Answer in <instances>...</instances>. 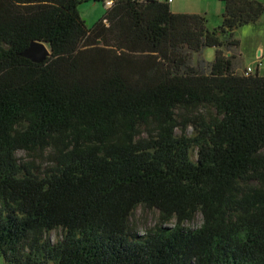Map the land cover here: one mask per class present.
Listing matches in <instances>:
<instances>
[{
  "label": "trees",
  "instance_id": "16d2710c",
  "mask_svg": "<svg viewBox=\"0 0 264 264\" xmlns=\"http://www.w3.org/2000/svg\"><path fill=\"white\" fill-rule=\"evenodd\" d=\"M86 1L0 0V264H264V74L234 51L264 3L221 0L210 28L173 0H112L88 25ZM139 206L160 213L145 234Z\"/></svg>",
  "mask_w": 264,
  "mask_h": 264
},
{
  "label": "rangeland",
  "instance_id": "374dc122",
  "mask_svg": "<svg viewBox=\"0 0 264 264\" xmlns=\"http://www.w3.org/2000/svg\"><path fill=\"white\" fill-rule=\"evenodd\" d=\"M264 3V0H260ZM108 0H89L82 3L79 6V10L86 20L88 25H92L97 19H99L105 12L107 8ZM174 8L180 7L182 11H194L198 9L199 11H207L208 25L210 28L217 27L222 22V14L218 12L221 6L225 8V4L221 0H175L171 3ZM261 23L258 25L257 32H250L249 28L255 26L254 23L246 24L242 29L236 32V36L241 39L240 47H236L234 51L238 54L235 62L238 69L236 71L243 74L248 66H254L255 62L262 61L264 63V15L260 19ZM261 45L263 48V53L257 55L255 49L257 45ZM241 52V53H240ZM205 58L206 60L212 61L215 58V48L205 47L201 53H195L193 60L196 63L198 58ZM253 60L255 62L251 63ZM260 74H264V68L258 70ZM187 131L189 134L194 132L192 126H188ZM180 128L177 129V133H180ZM19 162L22 164L29 163L36 166H40L41 170H44L47 166H50V158L48 153H37V154H27L24 150H19L17 152ZM197 156V151L192 152V158L195 160ZM132 223L136 227L139 234H145L150 228H153L160 222V213L158 209H147L143 206H139L133 214ZM203 222V217L201 213H198L194 220L186 222V226L190 228H198ZM174 223V220L172 224ZM52 242H57L63 236V231L61 229H55L48 233L47 235Z\"/></svg>",
  "mask_w": 264,
  "mask_h": 264
},
{
  "label": "water",
  "instance_id": "95a60500",
  "mask_svg": "<svg viewBox=\"0 0 264 264\" xmlns=\"http://www.w3.org/2000/svg\"><path fill=\"white\" fill-rule=\"evenodd\" d=\"M52 50L46 42L33 40L30 45L22 52V55L34 62H43L51 56ZM229 55V54H228Z\"/></svg>",
  "mask_w": 264,
  "mask_h": 264
},
{
  "label": "crops",
  "instance_id": "0c3cea01",
  "mask_svg": "<svg viewBox=\"0 0 264 264\" xmlns=\"http://www.w3.org/2000/svg\"><path fill=\"white\" fill-rule=\"evenodd\" d=\"M112 1V0H111ZM175 0H173V2H174ZM224 2V1H223ZM225 4V3H224ZM171 5V8H172V10L173 11H175V12H198V13H203V14H206L207 15V11H205V12H202V11H199L198 9H196V10H194V11H182V9H180V7H176V8H174L173 6H172V4H170ZM107 6H108V4H107ZM224 7L223 6H221L220 5V7H219V9H218V12L220 13V14H222L223 12H224ZM262 18V17H261ZM260 18V19H261ZM258 20L256 23H254V25L255 26H251L250 28H249V33L251 32H257L258 31V25L261 23V20ZM239 29H242L241 30V32L242 31H245V28L242 26L241 28H239ZM238 29V30H239ZM238 30H237V33H238ZM241 40V39H240ZM255 52H257V55L259 56V55H261L262 53H263V48H262V46L259 44V45H257V47H256V49H255ZM241 53V52H240ZM255 62V60H253L251 63H249V64H253ZM260 62H262V61H258L257 63L255 62V65L253 66L254 68H255V71L256 70H260V69H263L264 68V66H262V65H259L260 64ZM238 69V68H237Z\"/></svg>",
  "mask_w": 264,
  "mask_h": 264
},
{
  "label": "built area",
  "instance_id": "2783aa9c",
  "mask_svg": "<svg viewBox=\"0 0 264 264\" xmlns=\"http://www.w3.org/2000/svg\"><path fill=\"white\" fill-rule=\"evenodd\" d=\"M161 1H169V2H171L172 0H161ZM111 3H112V1H111V0H108V5H110ZM259 65L264 66V63H263V62H260ZM254 71H255V68H254V67H252V66H248V67L246 68V70L244 71V74L248 75V74H250V73H253Z\"/></svg>",
  "mask_w": 264,
  "mask_h": 264
}]
</instances>
